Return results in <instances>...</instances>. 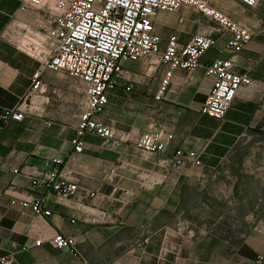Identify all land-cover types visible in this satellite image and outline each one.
I'll list each match as a JSON object with an SVG mask.
<instances>
[{
	"label": "crops",
	"instance_id": "crops-1",
	"mask_svg": "<svg viewBox=\"0 0 264 264\" xmlns=\"http://www.w3.org/2000/svg\"><path fill=\"white\" fill-rule=\"evenodd\" d=\"M26 1L0 0V114L18 103L42 67L8 38L18 25L36 26V11L22 9ZM204 1L253 30L232 69L258 84L241 87L223 118L202 114L214 81L204 65L232 56L226 49L231 33L193 8L157 11L153 24L162 46L171 34L184 44L197 33L210 34L213 46L201 56V66L173 70L161 100L154 96L166 66L124 62L129 73L108 91L98 120L131 140L110 146L86 133L82 152L74 153L71 140L85 105L84 83L45 69V97L34 100L44 117L0 120V257L9 256L12 264H253L264 254V233L255 225L235 240L226 237L235 233L234 225L219 222L264 219V0L255 8L238 0ZM159 128L174 135L165 152L135 148L137 136ZM177 148L195 150L201 164L175 165ZM55 158L78 179L72 198L30 188L32 174L54 168ZM114 165L116 173L108 179ZM90 192L96 195L89 197ZM14 197L40 198L51 214L11 204ZM56 232L73 236L75 251L53 247L49 239Z\"/></svg>",
	"mask_w": 264,
	"mask_h": 264
},
{
	"label": "built area",
	"instance_id": "built-area-1",
	"mask_svg": "<svg viewBox=\"0 0 264 264\" xmlns=\"http://www.w3.org/2000/svg\"><path fill=\"white\" fill-rule=\"evenodd\" d=\"M238 1L248 8H255L260 2ZM183 6L200 11L217 22L220 30L231 33L226 49L232 52V56L215 58L204 65L205 74L214 77V81L200 112L212 118H223L241 87L258 84L246 72L232 69L236 54L254 35L249 27L235 22L204 0H27L22 9L36 11V26L18 25L8 32V38L19 50L41 60L42 67L32 74L31 84L18 103L1 112V122L7 124L22 121L25 117H44V110L34 100L45 97L47 86L42 80V72L49 69L76 77L85 86V105L71 140L74 153L82 152V137L86 133L103 138L110 146L130 141L128 133L118 132L98 120L108 104V91L118 79L129 73L123 63L144 61L148 62V69L166 66L154 96L156 100H161L173 70L181 68L190 71L201 66V56L215 42L210 34L197 33L180 44L177 36L171 34L165 45H161V38L154 31L153 17L157 11L177 12ZM125 89L130 90V86ZM260 107L264 110V93ZM173 138V133L159 128L142 132L133 143L136 149L143 152L162 153ZM173 160L175 165L185 162L201 164L198 152L182 148L174 150ZM53 161L54 168L32 174L30 188L43 189L67 199L74 197L79 189L78 179L65 170L62 159L55 158ZM116 168L114 165L108 169L105 174L108 179L116 173ZM95 195V192L89 193V197ZM11 204L30 207L35 214L44 217L51 214L40 198L26 200L14 197ZM49 241L57 249L75 251L76 239L73 236L56 232ZM34 243L39 246L41 240ZM0 264H12V259L2 256ZM253 264H264V254H257Z\"/></svg>",
	"mask_w": 264,
	"mask_h": 264
},
{
	"label": "rangeland",
	"instance_id": "rangeland-1",
	"mask_svg": "<svg viewBox=\"0 0 264 264\" xmlns=\"http://www.w3.org/2000/svg\"><path fill=\"white\" fill-rule=\"evenodd\" d=\"M248 156H246L247 158ZM244 161V160H243ZM197 221H209L213 222L214 220H197ZM219 222H224L225 224L233 227L234 234L226 235V237H231L235 240L237 239H243L245 235L249 232L250 229L255 225L257 228V231L260 232V234L264 233V219L261 220H219ZM262 232V233H261Z\"/></svg>",
	"mask_w": 264,
	"mask_h": 264
}]
</instances>
